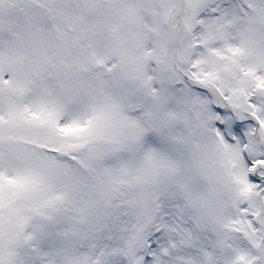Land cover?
<instances>
[{"label":"snow or ice","instance_id":"1","mask_svg":"<svg viewBox=\"0 0 264 264\" xmlns=\"http://www.w3.org/2000/svg\"><path fill=\"white\" fill-rule=\"evenodd\" d=\"M0 264H264V0H0Z\"/></svg>","mask_w":264,"mask_h":264}]
</instances>
